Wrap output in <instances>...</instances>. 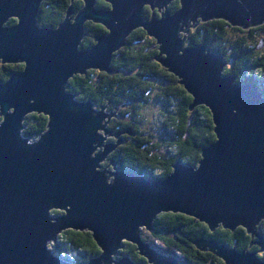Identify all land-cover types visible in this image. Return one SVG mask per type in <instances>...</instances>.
I'll return each instance as SVG.
<instances>
[{
	"label": "water",
	"instance_id": "water-1",
	"mask_svg": "<svg viewBox=\"0 0 264 264\" xmlns=\"http://www.w3.org/2000/svg\"><path fill=\"white\" fill-rule=\"evenodd\" d=\"M43 1L0 0V61L25 65L0 82V264H82L55 253L68 229L92 232L102 250L85 264H111L124 241L136 244L151 264H185L178 254L152 249L138 233L141 226L153 229L158 215L167 212L195 217L212 231L243 227L258 238L252 245L263 252L258 226L264 220V92L256 75L239 83L225 75L229 62L223 55L186 43L201 21L221 19L243 29L263 25L264 0H180L175 13L170 10L174 0H103L110 8L83 0L77 14L69 7L57 28L38 24ZM12 18L17 22L8 24ZM89 21L102 24L107 33L85 49ZM139 28L157 40V60L193 96L191 108L211 110L217 140L203 149L199 164L179 161L161 178L119 169L113 159L118 170L109 182L101 162L123 143L121 134L104 145L99 130L112 135L103 125L110 115L106 107L96 109L92 100L77 99L67 87L71 78L91 69L113 72L115 53ZM33 113L49 119L36 138L23 134ZM101 146L104 150L97 152ZM52 210L64 213L55 216ZM195 245L226 264H264L259 251L206 238ZM115 262L135 264L128 256Z\"/></svg>",
	"mask_w": 264,
	"mask_h": 264
},
{
	"label": "trees",
	"instance_id": "trees-1",
	"mask_svg": "<svg viewBox=\"0 0 264 264\" xmlns=\"http://www.w3.org/2000/svg\"><path fill=\"white\" fill-rule=\"evenodd\" d=\"M71 5L77 14L83 8L84 1L44 0L39 10L38 24L59 27ZM98 7L110 8V4L99 0ZM180 7V0H174L170 10L175 13ZM151 16V8L146 7L144 17L149 19ZM16 22L17 19L12 18L8 24ZM85 29L86 36L81 44V48L85 49L97 43V36L107 33L105 26L92 21L86 23ZM230 34L237 36L233 38ZM259 34H264V24L243 29L221 19L201 21L188 34L187 45H207L229 62L230 66L226 67L225 75L236 76L239 83L250 82L256 75L257 85L264 92V50L259 49L262 42L252 44ZM159 52L157 40L149 36L145 29L139 28L128 37L127 44L115 53L111 64L113 72L91 69L86 74H77L71 78L67 87V91L75 94L77 99L92 100L95 106L100 108L108 106L110 109H118L117 106L129 101L134 102L133 105H136L137 109L146 104L153 92L161 97L168 108L161 125L164 127L167 144L174 148L173 156L162 157L157 152L160 146L153 147L150 141L146 144V139L142 140L144 139L142 137L139 144L133 142L122 144L112 154V156L118 154L114 160L117 161L119 169L156 178L170 174L175 163L179 161L189 165L199 164L203 149L217 140L211 110L204 105L191 108L193 96L180 83L179 77L157 60ZM24 66L23 63L4 64L0 61V82H6L13 73L21 71ZM141 113L134 112L133 116ZM48 121L44 114L28 115L23 130L24 136L39 137L48 128ZM121 123L127 129L139 131L133 120ZM135 138L139 139L137 136ZM141 149L143 151H140ZM158 171L160 175L156 174ZM58 211L54 213H59ZM153 229L154 236L165 245L166 253L180 254L185 264H226L215 254L199 250L195 245L199 238L214 239L242 251L247 249L259 251V256L264 260V251H260L261 246L252 245V241H257L258 238H253L243 227L231 231L220 226L212 231L206 223L195 217L167 212L158 215L153 223ZM258 232L264 240V220L258 226ZM54 249L56 254L82 264L102 252L92 232L73 229L60 234ZM120 251L123 256L133 260L142 259L146 261L144 264L149 263L148 259L140 254L136 244L124 241Z\"/></svg>",
	"mask_w": 264,
	"mask_h": 264
},
{
	"label": "rangeland",
	"instance_id": "rangeland-1",
	"mask_svg": "<svg viewBox=\"0 0 264 264\" xmlns=\"http://www.w3.org/2000/svg\"><path fill=\"white\" fill-rule=\"evenodd\" d=\"M147 7H149V6H147ZM156 11L159 14L161 13V12H159L158 9H156ZM231 36L233 38H235V36H237V35L233 34ZM257 42H260V43L264 42V34H259L257 36V38L255 39V41H253L252 44H255ZM261 50H264V46ZM228 66H230V64H228ZM125 102L126 103L117 106V108H119L117 110L120 113H122L123 118H121L122 117L121 115H119V116L117 115V111L114 112V110H116L115 108H112L113 111L109 107L105 108L104 113L110 114L109 115L110 117L108 116L105 118V120H103V125L105 123V126L107 128H111V127H113V123H114L115 119L123 120L124 122H126L127 120H130V121L133 120L134 124L137 126V128L139 130L138 134H136L137 138L140 139L141 137L142 138L144 137L146 140L150 141V145H152L153 147L156 145H159L160 147L157 150V152L160 155H162V157L166 158V157H169L170 155H172L174 152L173 151L174 148L169 147V145L167 144V141L165 140V135H164V127H163V125H161V123L164 122V119L166 117L165 111L168 109L166 107V104L163 103L161 97L156 92H153L149 96V100L146 101V104L142 108H137V109H135L136 105H133L134 102H129V101H125ZM96 109H101V108L96 107ZM134 112H136V113L142 112V113H141V115L137 114V115L133 116ZM1 120H2V115H0V121ZM106 122H108V123H106ZM99 133L102 134V136L104 138H106V140H104L105 143L103 141L104 145L105 144L107 145L108 141H110V140L116 141L118 139L115 136V134H117L115 132H112V135H110V134H106L105 130H99ZM142 134L144 136H141ZM128 141L130 142L131 139H128ZM122 144H125V143H122ZM153 147H152V150H153ZM103 150H104V146H101V147H98L97 152H100ZM112 154H113V152H112ZM111 160H113V158L111 157V154H110L105 159H103V161L101 162V165H102L101 169H104V170L107 169V171L110 172V173L107 172L109 182H111L114 178L113 176H109L111 174V172L116 171V169L118 170V168L115 169L113 163H111ZM117 167H118V165H117ZM159 173H160V171L156 172L157 175H160ZM54 211H58V210H52V214H54L55 216L61 215L64 213V211H62V210H59L58 211L59 213H54ZM138 233L140 234V236L143 239L147 240V241L145 240V242L147 244H149L152 249H156L158 252L169 255L168 253H166L165 245L159 239H157L154 236L153 231H149V229H147L145 226H141ZM253 245H256V243ZM50 246L52 247V245H50ZM120 248H119V251H120ZM178 255L180 256V254H178ZM122 257H123V255L121 254V251H120L119 253H117L113 256V262L111 264H116L115 261L122 258ZM148 264H151V263H148Z\"/></svg>",
	"mask_w": 264,
	"mask_h": 264
},
{
	"label": "flooded vegetation",
	"instance_id": "flooded-vegetation-1",
	"mask_svg": "<svg viewBox=\"0 0 264 264\" xmlns=\"http://www.w3.org/2000/svg\"><path fill=\"white\" fill-rule=\"evenodd\" d=\"M172 106V105H171ZM105 107H108V106H105ZM119 109V108H118ZM112 110V109H111ZM113 111V110H112ZM117 111V115L119 116V115H121L122 117L121 118H123V115H122V113H120L117 109L116 110H114V112H116ZM117 116V117H118ZM121 122H123L122 120H119V119H115L114 120V123H113V127H111V128H107V129H109L110 131H111V133L112 132H115V133H120L121 134V138H122V142L123 143H125V144H131L132 142L133 143H135V144H139V142L140 141H142V140H145V138L144 139H142V138H140V140L139 139H137L136 140V134H138V131L136 132V131H133V130H131V129H127V128H125L124 127V124L123 123H121ZM130 133H134V134H130ZM128 139H131V141L129 142L128 141ZM142 139V140H141ZM111 141V140H110ZM110 141H108V143H111V142H114V140H112L111 142ZM104 143H105V141H104ZM132 143V144H133ZM145 143L147 144V143H149V141L148 140H145ZM117 151V150H116ZM115 151V152H116ZM140 151H143L142 149L140 150ZM115 156V157H114ZM114 156H112V154H111V157L113 158V159H116V157L118 156V154H116V155H114ZM173 156V155H172ZM117 165H118V163H117ZM120 252V251H119ZM118 252V253H119ZM119 258V257H118ZM132 261L135 263V264H143V263H146V261H144V260H142V259H139V260H133L132 259Z\"/></svg>",
	"mask_w": 264,
	"mask_h": 264
},
{
	"label": "bare ground",
	"instance_id": "bare-ground-1",
	"mask_svg": "<svg viewBox=\"0 0 264 264\" xmlns=\"http://www.w3.org/2000/svg\"><path fill=\"white\" fill-rule=\"evenodd\" d=\"M153 230H154V229H151V230L149 229V231H153Z\"/></svg>",
	"mask_w": 264,
	"mask_h": 264
}]
</instances>
